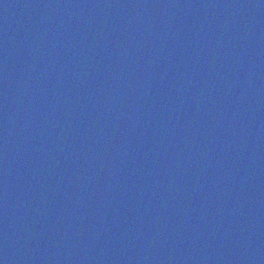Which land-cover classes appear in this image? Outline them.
Listing matches in <instances>:
<instances>
[{
    "label": "water",
    "instance_id": "water-1",
    "mask_svg": "<svg viewBox=\"0 0 264 264\" xmlns=\"http://www.w3.org/2000/svg\"><path fill=\"white\" fill-rule=\"evenodd\" d=\"M0 264H264V0H0Z\"/></svg>",
    "mask_w": 264,
    "mask_h": 264
}]
</instances>
